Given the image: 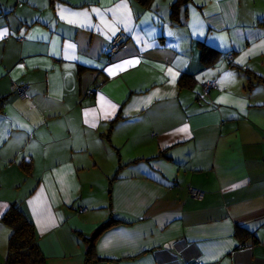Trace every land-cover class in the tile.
Masks as SVG:
<instances>
[{
    "label": "crops",
    "instance_id": "obj_1",
    "mask_svg": "<svg viewBox=\"0 0 264 264\" xmlns=\"http://www.w3.org/2000/svg\"><path fill=\"white\" fill-rule=\"evenodd\" d=\"M175 1L0 0V264H264V0Z\"/></svg>",
    "mask_w": 264,
    "mask_h": 264
},
{
    "label": "trees",
    "instance_id": "obj_2",
    "mask_svg": "<svg viewBox=\"0 0 264 264\" xmlns=\"http://www.w3.org/2000/svg\"><path fill=\"white\" fill-rule=\"evenodd\" d=\"M141 6H149L152 0H137ZM190 0H176L172 5L173 21L180 22L182 7L186 6ZM123 49V48H122ZM120 51V50H119ZM210 49L206 47L202 56L205 60L211 58ZM212 53L214 51H211ZM192 75H183L180 78L182 87H192L195 83ZM262 81H264L261 78ZM12 229L9 238L8 257L5 264H47V259L41 251L38 243V236L31 219L25 214L20 205L13 204L6 211L1 219ZM119 221L109 219L102 223L92 234L83 236L85 243V263L95 264L99 261L96 257L95 243L98 237L108 228L114 226Z\"/></svg>",
    "mask_w": 264,
    "mask_h": 264
},
{
    "label": "built area",
    "instance_id": "obj_3",
    "mask_svg": "<svg viewBox=\"0 0 264 264\" xmlns=\"http://www.w3.org/2000/svg\"><path fill=\"white\" fill-rule=\"evenodd\" d=\"M126 43H127V37L124 33L116 34L111 40V44L108 48V53L110 55L116 54L119 50H121L122 48L126 46ZM214 86H216V82L213 80H210L206 83L205 88L208 90ZM15 90L21 98H26L28 95L27 94L28 86L25 84L15 85ZM88 92L92 93L93 90H89ZM189 190H190L191 196L194 198L202 199L204 196V193L200 191L199 189H195L191 187L189 188ZM187 264H201V261L200 259L196 258L192 261H189Z\"/></svg>",
    "mask_w": 264,
    "mask_h": 264
},
{
    "label": "snow or ice",
    "instance_id": "obj_4",
    "mask_svg": "<svg viewBox=\"0 0 264 264\" xmlns=\"http://www.w3.org/2000/svg\"><path fill=\"white\" fill-rule=\"evenodd\" d=\"M111 71V70H110Z\"/></svg>",
    "mask_w": 264,
    "mask_h": 264
}]
</instances>
